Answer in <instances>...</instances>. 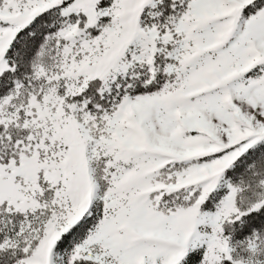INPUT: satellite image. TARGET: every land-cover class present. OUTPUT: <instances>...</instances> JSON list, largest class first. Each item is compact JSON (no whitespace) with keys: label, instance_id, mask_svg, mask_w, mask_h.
I'll list each match as a JSON object with an SVG mask.
<instances>
[{"label":"snow or ice","instance_id":"1","mask_svg":"<svg viewBox=\"0 0 264 264\" xmlns=\"http://www.w3.org/2000/svg\"><path fill=\"white\" fill-rule=\"evenodd\" d=\"M0 264H264V0H0Z\"/></svg>","mask_w":264,"mask_h":264}]
</instances>
